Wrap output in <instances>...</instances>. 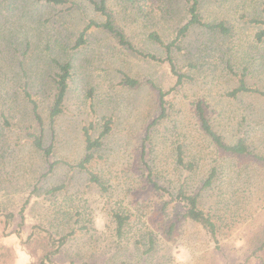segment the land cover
<instances>
[{
  "label": "rangeland",
  "instance_id": "374dc122",
  "mask_svg": "<svg viewBox=\"0 0 264 264\" xmlns=\"http://www.w3.org/2000/svg\"><path fill=\"white\" fill-rule=\"evenodd\" d=\"M72 1V8L40 0L0 3V264L32 263L26 237L38 226L68 233L76 212L90 231L68 236L52 264L239 263L264 241V165L216 151L198 130L194 106L204 102L213 128L227 143L243 136L253 152L264 154V101L254 94L225 95L242 70L250 86L264 91V41H255L261 26L250 21L264 18V0H200L202 19L224 21L231 31L189 29L172 50L177 70L188 77L180 85L167 63L139 57L100 29H88L86 42L75 47L90 18L103 17L85 0ZM189 3L107 0V8L135 48L164 57L163 47L147 34L172 41L187 20ZM65 61L72 65L71 76L51 132L53 76L57 63ZM124 75L137 84L122 82ZM25 82L43 118L44 142L53 144L48 160L28 136L40 126L23 98ZM160 90L168 91L163 101ZM106 118L111 131L87 166L107 190L90 183L85 171L63 164L44 174L51 160L82 159V128L91 124L96 136ZM179 142L185 160L196 164L193 172L175 165ZM213 165L217 179L201 188ZM148 172L165 190L153 187ZM182 184L187 192L200 193V207L217 220L218 246L182 216L180 203L167 201ZM53 186L62 189L48 193ZM112 208L129 214L121 238L113 233ZM149 234L154 242L148 252Z\"/></svg>",
  "mask_w": 264,
  "mask_h": 264
},
{
  "label": "trees",
  "instance_id": "16d2710c",
  "mask_svg": "<svg viewBox=\"0 0 264 264\" xmlns=\"http://www.w3.org/2000/svg\"><path fill=\"white\" fill-rule=\"evenodd\" d=\"M5 0H0L2 3ZM46 4L52 5H65L70 4V8L75 7L76 3L74 1L69 2V0H40ZM87 4L92 8V10L103 17L102 21H97L90 18L87 22L85 28L80 32L75 40V47L83 45L86 42L85 34L88 29H100L111 35L118 43V45L127 47L132 53L138 55L139 57L156 61L165 62L170 66V71L176 77L175 85L182 84L185 78H188L185 74L179 72L172 58V50L179 48V42L187 34L189 29L193 26H198L204 28L208 32L217 33L219 35H228L231 31L230 27L224 21L218 22H206L202 19L199 11L200 0H190L189 5L186 8L187 20L181 25L176 33L175 38L170 42H163L161 37L154 32L147 34V39L151 42H155L163 47L164 57H159L153 53L144 52L135 48L133 44L128 40L127 35L122 29L116 27L112 13L107 8V0H85ZM264 10V9H263ZM252 23L258 24L261 27L254 34V39L256 42L264 41V18L263 19H251ZM71 63L65 61L62 63H57V70L54 72L53 76V94L52 100L48 112V123L53 132V123L56 118L63 112L64 100L66 98L68 80L71 76ZM232 71V70H229ZM237 75V74H235ZM122 82L129 86H134L137 84V80L124 75ZM168 91L160 90V99L162 100L164 95ZM241 94H254L258 98L264 101V91L260 88L250 86L246 81V70H242L238 74L237 85L226 92V96L230 98H236ZM23 98L31 105L32 119L40 126V131L37 133L28 132V136L31 138L32 146L40 151L43 156L48 160L53 155V144L44 142V131H43V118L38 110V104L33 99L32 95L28 91V84L25 82L23 86ZM163 101V100H162ZM206 106L202 100H198L194 106V115L198 130L209 142L214 146L216 151L227 154L232 157H252L262 165H264V154H258L252 151L249 144L246 142L243 136L237 138L233 143H227L223 136L216 131L211 121L206 113ZM165 108L163 106L161 116H164ZM162 116V117H163ZM3 123L7 124L6 115L2 114ZM92 125L84 126L82 128V134L84 139V155L76 163L68 162L64 159H54L48 162L45 175L54 170L57 164L66 165L69 168H77L78 170L85 171L88 176V181L98 186L102 191L107 190V187L101 181V178L93 171L88 169V164L94 158V152L102 146L103 139L110 133L112 128V121L109 118L103 120L101 130L96 136H93L90 132ZM52 139V137H51ZM184 144L179 142L175 146V165L184 171L193 172L196 168L194 160H185V150ZM218 166L213 165L209 175L203 181L201 188L211 187L213 182L217 179ZM151 173L148 172V179L151 177ZM152 185L157 190H165L156 181L150 179ZM182 184L175 194H168L170 196L168 202H178L181 204L183 209L182 216L187 220L194 222L202 227V229L207 234L210 241H213L217 245V220L213 219L214 215H210L209 212H205L199 204V192H187ZM62 189V186H53L48 189V193H54ZM169 193V192H168ZM68 215V214H67ZM79 213H75L76 218L73 220L72 227L68 233H59L58 231L48 232L40 228V226L35 227L34 230L26 237L24 241L25 249L28 251L32 258V263L29 264H52L53 260L57 255L60 254V248L65 243L68 236L74 234L76 231H82L84 233L89 232V226L78 218ZM110 221L113 223V233L117 238H121L124 233V227L129 218V214H124L119 208H112L110 211ZM71 219V216H67ZM11 218V214L7 215V218ZM67 218V221L69 219ZM23 219V218H22ZM173 228L171 225L170 229ZM152 235L149 234L147 251L153 249ZM218 246V245H217ZM2 254H0L1 256ZM57 264V263H56ZM70 264H78L73 260ZM88 264V263H87ZM118 264H128L125 261H120ZM237 264H264V241H262L258 246H256L249 255Z\"/></svg>",
  "mask_w": 264,
  "mask_h": 264
}]
</instances>
